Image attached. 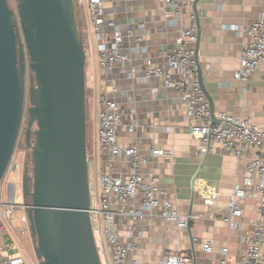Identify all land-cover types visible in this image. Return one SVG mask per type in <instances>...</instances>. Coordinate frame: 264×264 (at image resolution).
Returning <instances> with one entry per match:
<instances>
[{"label": "crops", "instance_id": "obj_1", "mask_svg": "<svg viewBox=\"0 0 264 264\" xmlns=\"http://www.w3.org/2000/svg\"><path fill=\"white\" fill-rule=\"evenodd\" d=\"M80 2L84 13L79 29L88 38L90 47H95L88 3L87 0ZM103 5L106 11L104 34L110 43L115 32L128 33L122 45L123 54L130 61L104 72L98 66L97 50L89 52L86 82L95 97L92 98L88 138L95 166L94 179L101 173L125 175L129 171L128 158L120 157L111 164L98 142V99L107 96L117 102L125 116L118 131L119 145L136 147L141 155L147 156L143 174L147 179L155 178L166 191L162 201H170L181 216L192 214L191 232L163 220L136 221L126 217V221L117 226V232L121 245L136 246L129 255V264H159L164 255L181 252L192 258L191 264H223L222 261L242 264L255 224L260 220L259 199H246L242 203L243 213L236 220L235 228L224 221L221 210L228 206L237 186L247 190L246 165L258 153L251 151L237 159L213 146L199 157L201 143L187 130L180 92L144 73L145 63L153 58L152 54L159 52L158 61L162 53L177 48L178 32L191 26L190 10L186 9L185 16L176 19L165 14L162 0H103ZM198 9L204 12L200 17L199 43L191 48L198 47L203 84L215 113H228L264 128V62L248 83L238 82L233 76L250 42L243 31L264 14V0H221L219 4L200 0ZM130 126L135 128L130 130ZM153 149L169 152V155L151 156ZM213 192L216 200L210 206L207 198ZM127 233H131L130 238ZM206 244L212 246L211 253L203 249ZM224 249L226 254H223Z\"/></svg>", "mask_w": 264, "mask_h": 264}, {"label": "water", "instance_id": "obj_2", "mask_svg": "<svg viewBox=\"0 0 264 264\" xmlns=\"http://www.w3.org/2000/svg\"><path fill=\"white\" fill-rule=\"evenodd\" d=\"M199 1L193 4L197 43ZM17 9L14 17L8 1L0 0V183L28 114L25 144L32 150L33 169L32 175L26 169L22 180L23 205L39 264H102L89 213L87 56L75 1L17 0ZM195 59L218 123L203 84L198 47ZM28 69L33 75L26 108Z\"/></svg>", "mask_w": 264, "mask_h": 264}, {"label": "built area", "instance_id": "obj_3", "mask_svg": "<svg viewBox=\"0 0 264 264\" xmlns=\"http://www.w3.org/2000/svg\"><path fill=\"white\" fill-rule=\"evenodd\" d=\"M196 1L162 0L164 12L170 18L181 19L186 14L185 10L189 9L188 19L191 26L178 32L177 48L174 51L161 54L164 60L162 67L159 68L152 58L147 59L146 76L158 78L164 82L165 87L180 92L187 130L201 143L199 157L209 152L213 146L237 159H242L251 151L258 153V156L246 165L247 190L237 186L228 206L221 210V213L224 221L231 228H235L236 220L243 213L242 203L246 199H259L260 220L255 224L242 264H264V128L253 124L250 120L235 118L224 112L215 113V118L219 122H214L209 99L203 92L197 76L195 49L191 48L197 42L196 14L193 11V4ZM213 1L216 4L221 2V0ZM87 3L95 41V47L89 46L86 50L87 60L89 52L95 49L98 53L100 70L111 72L118 65H126L130 60L121 53L124 40L121 34L115 32L110 43L104 34L106 11L103 0H87ZM198 12L200 17L204 14L199 9ZM243 33L249 37L250 42L245 47L240 65L233 76L238 82L248 83L264 62V14H261L258 20ZM132 36L133 34L130 33L129 37ZM174 76L178 78L174 79ZM98 106L99 145L102 150L108 151V160L111 164L120 157L128 158L129 171L125 175L108 172L99 174L94 180L90 178L89 213L102 264H129V255L136 246L120 244L116 215L136 221L163 220L183 229L187 228L189 217L178 214L170 201H162L167 194L166 191L160 188L155 178L147 179L144 176L143 166L148 163V157L141 155L136 147L123 148L119 145L118 131L122 122L117 102L107 96H101L98 99ZM134 128L135 126H130V130ZM150 155L163 156L169 155V152L153 149ZM18 169H20L19 164H15L14 171L17 172ZM215 200L216 195L213 192L207 198V203L213 206ZM23 204V200L20 204L17 203V184L8 181L0 187V236L4 232L10 233L18 250L16 255L11 256L5 238L1 237L0 244L4 245L3 248L6 250L3 254L0 251V264H29L20 240L22 235H31L28 214ZM17 209L24 212L22 222L26 224V229L23 231H18L13 223V215ZM130 235L131 233H127L128 238ZM203 249L207 253L212 252L210 244L204 245ZM226 253L227 250L224 249L223 254ZM191 262L192 258L181 252L164 255L159 264H191ZM222 263L226 264V261Z\"/></svg>", "mask_w": 264, "mask_h": 264}, {"label": "rangeland", "instance_id": "obj_4", "mask_svg": "<svg viewBox=\"0 0 264 264\" xmlns=\"http://www.w3.org/2000/svg\"><path fill=\"white\" fill-rule=\"evenodd\" d=\"M8 4H9V8L10 11L12 13V15L14 17L18 16V9H17V0H7ZM75 4H76V15H77V21H78V25L80 26L79 28L81 29V17L84 13V8L81 5V0H74ZM82 33V32H81ZM121 36L124 39V42L127 40L128 38V33L125 30H122ZM82 37H83V42H84V46H85V51L89 48V43H88V38L85 36L84 33H82ZM138 45H140L139 43H137ZM121 53L123 54V45L121 46ZM159 53V52H158ZM152 54L153 55V62L160 68L162 67V63L164 62V60L162 58H159L158 61H156V57L159 54ZM160 56V55H159ZM158 56V57H159ZM27 64H29V61H27ZM128 64V63H127ZM146 65V63H145ZM119 67L122 65H118ZM145 75L147 74V68L145 67V71H144ZM33 75V73L28 69L27 71V100H26V108H28L30 106V102L28 100V90L31 87L29 84V77ZM178 76H174V79H177ZM153 79H157V78H153ZM91 87H89V84L86 83V112H87V145H88V160H89V175L90 178H92L94 180V162H93V158L91 156L92 152H91V142L90 139L88 138V132L90 131L91 128V110H92V98L95 97L93 94V91L90 89ZM110 99L112 100L113 98L110 97ZM117 100V99H116ZM120 116H121V122L125 121V116L123 115V112L120 111ZM27 124H28V114H26L24 116L23 119V126L22 129L20 131V135H19V140L15 149V152L13 154L12 160H11V166L8 169L7 172V177L5 176L3 182H1L0 187L4 186L8 181L10 183H14L17 184V203L20 204L23 200V190H22V185L21 182L23 180L24 174L26 169H29V175H32V169H33V165H32V150L28 149L26 147L25 144V134H26V128H27ZM37 126L36 124L34 125V129L36 130ZM32 141L34 143L35 141V137L33 136ZM105 154V159L108 160L109 159V153L108 151H104ZM15 164H19L20 169H18L17 172L14 171V165ZM24 215L23 210L21 209H17L13 215V223L14 226L16 227V229L18 231H23L26 229V224L24 222H22V217ZM116 219V223L117 226L120 227V225L122 223H124L126 221V217L124 216H120V215H116L115 216ZM4 237L6 240V245L7 248L9 250V254L11 256L16 255L18 253L17 250V246L16 243L12 237V235L8 232H4L1 234L0 238ZM21 244L22 247L25 249L27 258H28V263L29 264H39V260L36 257V252L35 249L37 247V242L33 240V238L31 237V235H22L21 238ZM4 246V245H3ZM3 246H1L0 244V251L1 254L4 253V250H6V248H3Z\"/></svg>", "mask_w": 264, "mask_h": 264}, {"label": "trees", "instance_id": "obj_5", "mask_svg": "<svg viewBox=\"0 0 264 264\" xmlns=\"http://www.w3.org/2000/svg\"><path fill=\"white\" fill-rule=\"evenodd\" d=\"M12 14V13H11ZM28 61V56L26 55V62Z\"/></svg>", "mask_w": 264, "mask_h": 264}]
</instances>
